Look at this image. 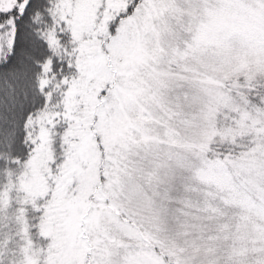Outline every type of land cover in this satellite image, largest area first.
Returning <instances> with one entry per match:
<instances>
[{
  "label": "snow or ice",
  "instance_id": "1",
  "mask_svg": "<svg viewBox=\"0 0 264 264\" xmlns=\"http://www.w3.org/2000/svg\"><path fill=\"white\" fill-rule=\"evenodd\" d=\"M0 264H264V0H0Z\"/></svg>",
  "mask_w": 264,
  "mask_h": 264
}]
</instances>
